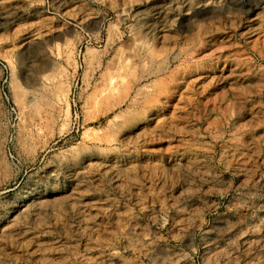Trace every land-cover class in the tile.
<instances>
[{"label":"rangeland","instance_id":"rangeland-1","mask_svg":"<svg viewBox=\"0 0 264 264\" xmlns=\"http://www.w3.org/2000/svg\"><path fill=\"white\" fill-rule=\"evenodd\" d=\"M0 60V264H264V0H0Z\"/></svg>","mask_w":264,"mask_h":264},{"label":"crops","instance_id":"crops-1","mask_svg":"<svg viewBox=\"0 0 264 264\" xmlns=\"http://www.w3.org/2000/svg\"><path fill=\"white\" fill-rule=\"evenodd\" d=\"M14 75H15L14 78L16 81L18 80L20 83L23 82V73L20 68H16Z\"/></svg>","mask_w":264,"mask_h":264},{"label":"built area","instance_id":"built-area-1","mask_svg":"<svg viewBox=\"0 0 264 264\" xmlns=\"http://www.w3.org/2000/svg\"><path fill=\"white\" fill-rule=\"evenodd\" d=\"M0 63L7 69V65H5L4 63H2L1 60H0Z\"/></svg>","mask_w":264,"mask_h":264}]
</instances>
